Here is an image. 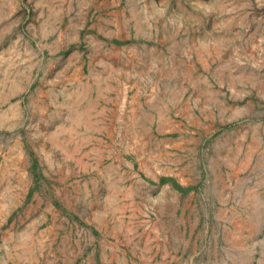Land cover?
<instances>
[{
    "label": "rangeland",
    "instance_id": "374dc122",
    "mask_svg": "<svg viewBox=\"0 0 264 264\" xmlns=\"http://www.w3.org/2000/svg\"><path fill=\"white\" fill-rule=\"evenodd\" d=\"M0 13V264H264V0ZM118 92L121 164L80 168L60 142ZM151 176L157 191L136 198ZM170 183L190 198L165 207Z\"/></svg>",
    "mask_w": 264,
    "mask_h": 264
},
{
    "label": "crops",
    "instance_id": "0c3cea01",
    "mask_svg": "<svg viewBox=\"0 0 264 264\" xmlns=\"http://www.w3.org/2000/svg\"><path fill=\"white\" fill-rule=\"evenodd\" d=\"M78 6L84 8L86 5L80 3ZM12 13L13 11L12 9H10L9 12L7 11L6 15H11ZM79 16L83 15L79 14ZM3 18L4 17H2L0 13V19ZM7 33L8 29H1L0 45L5 39ZM3 53L4 52H0V57H3ZM49 84L50 83H48V85ZM118 84L120 83L118 82ZM124 104V96H120V92H118L115 99L108 98V101L105 102L104 106L100 108V111L98 113L86 116H84V114L80 115V117L77 119L75 129H73L71 131L72 133L70 134V136L75 138H71L65 143L60 142V145L62 146V148L60 149H62L63 151L70 150L78 153L76 161L78 162V166L80 168H89L92 166L94 167L95 165H99L100 163H102L105 158H107L108 166H119L121 164L120 160L117 163L112 162L111 164H109V159L111 157L109 153L110 151H120V148L123 147L124 144L123 142L115 143L116 137L119 138V140L121 137L122 141H124V137L127 131L126 116L123 115L122 112H120L122 111ZM139 104L140 102L137 103V107L135 108L136 102L133 103L134 107L132 108L133 112L131 114L129 123L130 130L132 131L137 124L136 118L138 115H136V112L138 110ZM116 145L117 147H115ZM91 157H97V160L99 161L95 162L90 159ZM99 158L102 159L100 160ZM156 180L157 179L152 176L149 177V180L137 179L133 184V191L136 198H142V200H144L147 196L150 195V193H152V191L156 192L158 183ZM176 182L178 181L176 180ZM179 184L183 186V183L180 182ZM167 185H169L166 186V188H169L170 198L167 199L168 201L167 203H165V207L166 204L175 207V205L177 204L176 200L180 198H190L191 192L188 191L186 194H183L176 187H174L172 183ZM117 193L120 195V189ZM117 199L120 200L121 198L117 197ZM163 199H165V196L163 197ZM111 260L114 262H120L118 256H114Z\"/></svg>",
    "mask_w": 264,
    "mask_h": 264
},
{
    "label": "bare ground",
    "instance_id": "6f19581e",
    "mask_svg": "<svg viewBox=\"0 0 264 264\" xmlns=\"http://www.w3.org/2000/svg\"><path fill=\"white\" fill-rule=\"evenodd\" d=\"M148 26H149V24H148ZM202 116H204L205 118H207L208 116H210V119L216 117V115H215V113L213 111H209L208 113L203 112ZM190 118H195V117L188 115L187 119H190Z\"/></svg>",
    "mask_w": 264,
    "mask_h": 264
}]
</instances>
